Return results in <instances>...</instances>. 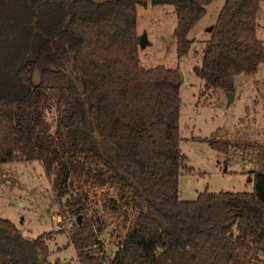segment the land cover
Listing matches in <instances>:
<instances>
[{"label": "trees", "instance_id": "trees-1", "mask_svg": "<svg viewBox=\"0 0 264 264\" xmlns=\"http://www.w3.org/2000/svg\"><path fill=\"white\" fill-rule=\"evenodd\" d=\"M149 1L175 9L178 54L187 56L194 44L189 33L214 0ZM144 3L0 0V165L44 167L57 202L65 199L80 222L70 233L79 264H262L264 170L253 172L252 192L181 199L180 176L195 171L181 149L184 81L180 68L141 67L137 9ZM263 3L226 0L194 68L206 91L233 92L237 76L261 71ZM36 68L39 85L32 81ZM53 108L55 132L45 115ZM192 141L226 154L235 146ZM106 187L118 193L104 210L124 221L113 257L100 239L106 225L89 205L90 193ZM50 240L48 233L29 240L0 219V264H72L49 263Z\"/></svg>", "mask_w": 264, "mask_h": 264}, {"label": "rangeland", "instance_id": "rangeland-1", "mask_svg": "<svg viewBox=\"0 0 264 264\" xmlns=\"http://www.w3.org/2000/svg\"><path fill=\"white\" fill-rule=\"evenodd\" d=\"M225 2L214 0L208 6L205 18L189 33L188 38L194 44L182 58L174 37L175 9L168 5L153 6L149 0L137 9L138 35H146L147 39V45L139 47L141 67L146 70L159 66L180 68L185 77L181 86V149L187 157V166L195 171L180 176L183 200H195L205 191L252 192L253 172L264 170V66L255 76L235 78V96L231 103L228 92L206 91L204 82L194 73L211 38L208 29L217 22ZM258 21L257 36L264 41V3ZM45 115L55 132L56 109L47 110ZM196 137L231 142L235 146L229 147L226 154L206 142L192 141ZM99 149L111 155L104 144ZM117 193L116 187L96 188L89 199L91 216H98L106 225L100 239L109 256L116 252L115 232L123 227L124 221L104 210L103 203L107 198H116ZM65 202V199L62 204L57 202L51 181L40 163L0 165V219L13 222L29 240L48 233L51 236L49 263L61 259L79 264L70 233L80 222L68 212Z\"/></svg>", "mask_w": 264, "mask_h": 264}, {"label": "water", "instance_id": "water-1", "mask_svg": "<svg viewBox=\"0 0 264 264\" xmlns=\"http://www.w3.org/2000/svg\"><path fill=\"white\" fill-rule=\"evenodd\" d=\"M213 29V26L208 29L209 32H211ZM147 45V39L146 35L140 37V42H139V47H145ZM181 80L184 81L185 77L183 72H180ZM32 81L34 85H39L41 82V72L36 68L33 72L32 75ZM228 95L230 97V103L233 101L234 98V93L233 92H228Z\"/></svg>", "mask_w": 264, "mask_h": 264}, {"label": "built area", "instance_id": "built-area-1", "mask_svg": "<svg viewBox=\"0 0 264 264\" xmlns=\"http://www.w3.org/2000/svg\"><path fill=\"white\" fill-rule=\"evenodd\" d=\"M115 247H116V252L122 247V246L120 245V240H117V241H116ZM116 252H115V253H116ZM113 256H114V254H113ZM113 256H112V257H113Z\"/></svg>", "mask_w": 264, "mask_h": 264}, {"label": "crops", "instance_id": "crops-1", "mask_svg": "<svg viewBox=\"0 0 264 264\" xmlns=\"http://www.w3.org/2000/svg\"><path fill=\"white\" fill-rule=\"evenodd\" d=\"M184 81H185V79H184ZM180 196H181V192H180ZM182 198V197H181Z\"/></svg>", "mask_w": 264, "mask_h": 264}]
</instances>
